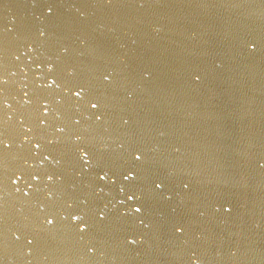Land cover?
Instances as JSON below:
<instances>
[{
  "label": "water",
  "instance_id": "95a60500",
  "mask_svg": "<svg viewBox=\"0 0 264 264\" xmlns=\"http://www.w3.org/2000/svg\"><path fill=\"white\" fill-rule=\"evenodd\" d=\"M0 264H264V0H0Z\"/></svg>",
  "mask_w": 264,
  "mask_h": 264
},
{
  "label": "snow or ice",
  "instance_id": "6c2138e0",
  "mask_svg": "<svg viewBox=\"0 0 264 264\" xmlns=\"http://www.w3.org/2000/svg\"><path fill=\"white\" fill-rule=\"evenodd\" d=\"M80 94H81V93H79V92L76 93V95H78V96H79ZM93 107H96V105H93Z\"/></svg>",
  "mask_w": 264,
  "mask_h": 264
},
{
  "label": "clouds",
  "instance_id": "9594fccd",
  "mask_svg": "<svg viewBox=\"0 0 264 264\" xmlns=\"http://www.w3.org/2000/svg\"><path fill=\"white\" fill-rule=\"evenodd\" d=\"M49 223H51V220H49Z\"/></svg>",
  "mask_w": 264,
  "mask_h": 264
}]
</instances>
